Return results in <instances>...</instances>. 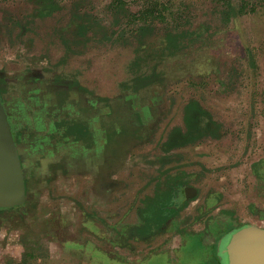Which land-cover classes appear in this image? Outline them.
<instances>
[{
	"label": "rangeland",
	"instance_id": "374dc122",
	"mask_svg": "<svg viewBox=\"0 0 264 264\" xmlns=\"http://www.w3.org/2000/svg\"><path fill=\"white\" fill-rule=\"evenodd\" d=\"M57 1L59 11L40 18L35 13L37 6L28 0H0V76L42 77L85 89L105 102L122 99L126 93L141 99V107L150 110L152 127L143 144L131 153L132 176H112L101 186L120 189L123 198L118 203L138 205L145 194L153 197L172 186V175L178 174L176 183L187 182L188 190L193 188L196 195L194 198L190 191L189 196L198 205L197 213L179 218L182 228L186 222L195 224L201 219L206 227L221 221L238 226L247 215L264 221L260 218L264 214V0H187L189 6L180 24L187 22L198 36H187L185 43L193 40V44L163 57V33L150 34L145 46L130 33L121 34L118 28L129 17L114 16L108 8L111 0ZM228 1L247 6L246 13L226 21L221 12ZM138 8V4L123 7ZM83 25L90 27L81 30ZM144 57L150 61H140ZM191 102H197L216 123L207 142L193 150L192 161L185 148L173 149L177 144L173 131L185 129L186 107ZM189 166L194 176L189 175ZM90 177L86 182L78 177L69 180L73 176L56 179L45 187L48 190L38 197L37 205L51 204L48 209H52L56 204L81 202L89 211L94 190ZM78 186L89 190L82 198L75 195ZM191 197L180 202L188 205ZM29 210L26 217L19 218V226L38 223L41 212ZM54 220L52 216L49 225ZM84 232L82 229V235ZM161 238L153 250L160 255L142 264H198L194 257L204 252L199 242H189L176 263L162 255L177 253L166 247L168 237ZM53 239L31 235L30 240L19 242V250L25 244L29 247L28 254L35 257L29 264H106L104 258L79 256L78 260L71 253L58 256V241ZM206 240L204 244L213 253L210 263L218 264L216 246ZM134 256L129 255L128 263H137Z\"/></svg>",
	"mask_w": 264,
	"mask_h": 264
},
{
	"label": "flooded vegetation",
	"instance_id": "af4514ba",
	"mask_svg": "<svg viewBox=\"0 0 264 264\" xmlns=\"http://www.w3.org/2000/svg\"><path fill=\"white\" fill-rule=\"evenodd\" d=\"M0 95L28 196L23 205L0 210L8 216L18 212L26 217L34 199L38 203L45 187L64 176H92L100 186L112 176H132L131 153L143 144L152 127L150 110L141 107V99L133 94L126 93L122 99L105 102L85 89L66 87L54 80L5 75L0 76ZM177 175H172L175 182L172 186L153 197L145 194L140 200L144 205L141 219L146 225L153 209L158 210L170 201L167 207L175 211L181 199L191 197L187 182L176 183ZM164 216L169 219L170 215L165 211Z\"/></svg>",
	"mask_w": 264,
	"mask_h": 264
},
{
	"label": "crops",
	"instance_id": "0c3cea01",
	"mask_svg": "<svg viewBox=\"0 0 264 264\" xmlns=\"http://www.w3.org/2000/svg\"><path fill=\"white\" fill-rule=\"evenodd\" d=\"M183 131H186V126ZM210 135L211 134L196 141H189L186 144L177 142L173 149L179 150L185 148L186 153L189 154L188 159L192 161L194 158L193 150L207 142V138L211 137ZM188 169H191V172H188L189 175L194 176L193 167L189 166L187 167V171ZM73 177L74 178H70L69 180H76L78 177L79 181H87V176ZM252 178L257 181L256 176H250V180ZM61 179L62 178H60L59 181ZM90 181L91 188L93 187L92 189L94 190L93 195L91 191L93 199L89 205V211L81 202L78 204L70 203L68 204L69 206H67V204H65L66 206L63 204H56L52 209H48L53 205L42 204L39 206L36 202L37 199H34L29 209H35V211L38 210L41 212V218L38 219L39 221L37 224H32L31 227H28L29 225H18L21 222L20 219L24 217L19 215L18 212H14L9 216L0 213V264H29L31 258L33 262L35 257L28 254L29 247L26 246V244L24 247L22 245V249L19 250V242L21 241L22 243L23 239L30 240L31 235H33V238H38L41 235V239L58 238L53 239L54 241H58V248L56 249V254H58V256H60V254L71 253L74 258L78 260L79 256L80 259L84 256V258L89 257L90 260H100L104 258L106 264H133L128 263L129 255H135L133 257L137 259V263L135 262V264H142L151 256H159L160 254L153 252V250L157 242L162 239L161 237H168V245L166 247L171 248L174 254L177 253L175 255L171 253L162 255L168 256L167 258H169L171 262L175 261L177 263V260H181L185 255L182 251L189 242L192 243L196 241V243L199 242L201 244L199 246L204 247V252L202 251L201 255L195 256L194 259H197L198 264H211V254L213 256V253L210 249L212 248L209 245H205L204 240L207 241L206 239H208V243L211 244L212 241L213 247H218L222 236L228 234L227 232L229 231L231 233L233 230L245 224H255L264 227L261 225V223L264 225V221L258 222L256 217L247 215L245 221L238 226L229 225L227 222L221 221L216 222L213 226L207 224L206 227L204 221L201 219V222L195 224L186 222L187 225L182 228V222L179 218L186 217L188 213H193L194 211L197 213L196 209L198 205L193 201L195 199H192L190 204L188 203V205L181 210L180 214L176 215L175 218L171 220L165 230L162 232H155L154 229L150 231L148 225L141 219L143 218L141 213L144 211L143 204L129 205L130 203L123 204V201L118 203V198H123L122 193L118 194L120 189L119 191L114 188L107 190L97 184V178L94 177H90ZM94 181L96 182L95 185ZM79 187L80 186L75 189V195L78 198H82L83 193L86 194L89 190ZM253 187L254 190H256V186ZM47 190L48 189L43 190L41 196H43V193ZM121 191L123 192V189H121ZM191 194L194 195L193 189L191 190ZM130 196L131 194L129 193L127 197ZM254 197H256V194ZM132 202L133 200L131 203ZM89 213L91 214L90 217H88ZM47 214L51 215L46 217H50L48 221L45 220V215ZM52 216L55 218L53 226L49 225L51 224L50 220ZM260 218H264L263 213ZM82 229L85 231L83 235ZM71 231H73L72 238L69 237L71 236ZM77 232L79 233L78 236H76V234H78ZM169 243H173V245ZM133 245L136 246L133 247ZM108 248L111 250L109 251ZM141 254L145 255L142 259L139 256ZM178 264H181V262Z\"/></svg>",
	"mask_w": 264,
	"mask_h": 264
},
{
	"label": "trees",
	"instance_id": "16d2710c",
	"mask_svg": "<svg viewBox=\"0 0 264 264\" xmlns=\"http://www.w3.org/2000/svg\"><path fill=\"white\" fill-rule=\"evenodd\" d=\"M28 1L37 6L35 13H38L37 15L40 18L51 17L60 9L57 0ZM177 2H179V4H177ZM136 4L139 5L136 11L123 9V7ZM188 6L187 0H111L108 8L114 16L128 15V22L125 26H120L118 30L121 34H125L126 32L130 33V37L137 38L141 46L146 45V41L150 37V34L162 32L163 38L161 39L160 45H162L161 53L163 57L170 53L173 55L174 52L184 50L189 46L193 40H190L186 44L185 38L187 36H198L196 31L190 29V26L187 27V22L185 24H180V21L183 20V15L187 12ZM246 9L247 6L245 5L237 7L233 2L228 1L226 3V8L223 9L221 13L226 17V21H229L235 16L245 14L247 11ZM89 27V25H83L80 26V29L87 30ZM116 31L117 30L113 31V35L117 33ZM201 47L202 45L199 48ZM140 61L147 63L150 60L144 57L141 58ZM137 79L138 81L142 80H139V78ZM215 124L216 123L210 119V115L206 110L202 109L197 102H191L186 107V131L178 128L173 131V137L175 138V142H180L182 144H186L189 141H196L202 137L208 136L209 131H211L212 126ZM178 179L179 178H177V180ZM178 183L180 182L178 181ZM169 202L170 201L166 204H162L160 206L161 208L158 210L153 209L151 215L149 214L152 217H150L149 220L147 219V225L150 231L153 229L155 232H162L165 230V226L170 218L174 219V216L179 215L181 210L186 206H182L181 202H178L176 204L178 208L174 211L168 209L167 206L170 205ZM165 211L170 215L169 219L165 216L163 217ZM217 263L220 264L219 258L217 259Z\"/></svg>",
	"mask_w": 264,
	"mask_h": 264
},
{
	"label": "water",
	"instance_id": "95a60500",
	"mask_svg": "<svg viewBox=\"0 0 264 264\" xmlns=\"http://www.w3.org/2000/svg\"><path fill=\"white\" fill-rule=\"evenodd\" d=\"M22 164L0 95V210L13 209L26 202ZM220 264H264V227L241 226L218 244Z\"/></svg>",
	"mask_w": 264,
	"mask_h": 264
}]
</instances>
